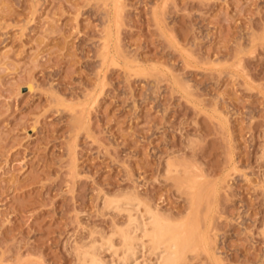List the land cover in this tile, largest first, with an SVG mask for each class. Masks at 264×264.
Listing matches in <instances>:
<instances>
[{"label": "rangeland", "instance_id": "1", "mask_svg": "<svg viewBox=\"0 0 264 264\" xmlns=\"http://www.w3.org/2000/svg\"><path fill=\"white\" fill-rule=\"evenodd\" d=\"M115 3L0 0V264H123L148 209L179 264H264V0Z\"/></svg>", "mask_w": 264, "mask_h": 264}, {"label": "bare ground", "instance_id": "2", "mask_svg": "<svg viewBox=\"0 0 264 264\" xmlns=\"http://www.w3.org/2000/svg\"><path fill=\"white\" fill-rule=\"evenodd\" d=\"M115 1L117 3V6H118L119 0L118 1L114 0V2ZM115 9H116V6H115ZM117 10H119V9H117ZM117 10H116V12H118ZM104 46L107 47L106 44ZM104 56H105V54H104ZM105 58H106V56L103 58V60ZM27 87H28V85H27ZM29 87H30V85H29ZM194 197H196V196H194ZM128 199L132 200L134 198H128ZM194 199H196V198H193V200ZM114 200L115 199H113V201ZM127 201L129 204V200L126 199L125 206L127 205ZM134 201H132V203ZM108 202H109V200H108ZM111 202H112V200L109 202L110 204L108 203V205H112V208H115V207L119 208V206L122 205L121 204L122 201H121V203H120V201L119 202L118 201L113 202L115 204V206H113L114 204H111ZM117 203H119L121 205H119ZM130 204H131V202H130ZM194 204H195V202H194ZM132 207L130 209L125 208L124 210H127V211L130 210V212L131 211L135 212L136 210L138 211V209H135L136 207H133L134 209ZM120 208L123 209L122 206ZM138 212H137V214L136 213L134 214V217H133V215H132V217L128 215V217H129L128 220L129 219L130 220L127 223V225H129V227L132 226L131 229L129 230V228H127L128 227L127 226V227H124L125 229L123 228L118 233V235L120 237V247H121V249H123L122 256H121L122 258L120 260L121 261L120 263H123V264H142L141 261L139 263H137L138 257H137V260L134 257H135V255H138L139 252L143 253V252H141V250H143V246H145L144 245L145 242L143 240H144V238H146L148 243L151 244L150 245L151 250H152L151 253L153 254V257H154V261L152 260L153 262H150L147 264H179L185 258V250L189 246L190 242L193 240V237H194L193 229H196V227H198V226H196V224L194 225V224L190 223L192 226L193 225L196 226L195 228L193 227L192 229H190L191 225L187 224L188 221L186 223H182L180 225L174 224L168 220L162 219L157 214H155L151 209L147 210V213L145 216H144V213L141 214ZM128 214H130V213H128ZM193 221H194V219H193ZM137 232L140 233V236L137 234ZM197 237H198V235H197ZM117 240H119V239H117ZM94 243H92L88 247H85V248L79 250L76 253L77 257H78V264H105V261L102 260L103 258H100L98 251H100V249L104 245L105 246L103 248H105V247L106 248H112L114 246L113 245L114 242L111 240V238L110 239L107 238L106 243L103 241V243H105L104 245H103V243H102V245L100 244L101 248H100V246H98ZM204 243L206 244L205 241H204ZM205 244H204V246H207L208 243L206 245ZM118 245H119V243H118ZM193 246H195V245L193 244ZM113 252H115V251H113ZM120 253H121V251H120ZM140 258H143V257H140ZM145 262H147V261H145Z\"/></svg>", "mask_w": 264, "mask_h": 264}]
</instances>
